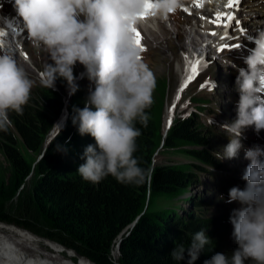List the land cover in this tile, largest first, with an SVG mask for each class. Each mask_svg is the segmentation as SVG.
Returning <instances> with one entry per match:
<instances>
[{"label":"clouds","instance_id":"1","mask_svg":"<svg viewBox=\"0 0 264 264\" xmlns=\"http://www.w3.org/2000/svg\"><path fill=\"white\" fill-rule=\"evenodd\" d=\"M184 2L154 0L148 14L164 17ZM14 7L32 45L49 53L52 63L45 66L44 86L53 88L57 78H63L69 94H75L79 81L73 69L77 63L85 68L81 78L86 75L95 84L84 107L74 108L72 117L79 134H90L95 140L84 150L81 159L85 163L78 167L79 175L94 184L108 175L120 183L142 184L149 173L134 158L141 135L135 123L147 126L145 110L153 104L156 87L133 31L145 11V0H14ZM248 40L254 47L243 58L246 68L225 62L238 70L235 84L239 100L236 119L219 126L229 138L217 154L220 160L238 157L243 129L253 125L257 132L264 129V28H257ZM17 51L11 42L0 49V130L4 131L10 124L9 111L21 113L33 88V81L18 62ZM53 127L59 135L60 125ZM244 158L249 161L241 177L246 185L244 189L232 187L226 201L240 205L229 218L237 248L231 256L217 252L204 264H245L247 260L264 264V148L252 146L245 150ZM209 243L202 229L192 236L188 247L177 245L171 257L184 261L187 256V264H194Z\"/></svg>","mask_w":264,"mask_h":264},{"label":"trees","instance_id":"2","mask_svg":"<svg viewBox=\"0 0 264 264\" xmlns=\"http://www.w3.org/2000/svg\"><path fill=\"white\" fill-rule=\"evenodd\" d=\"M67 85L63 78L55 81L57 91L36 84L23 111H9L10 124L6 131L0 130V152L10 166V178L0 188V197L6 201L23 189L25 179L31 173V166L21 155L17 141L20 140L24 149L31 154H38L45 148L55 119L63 113L61 92ZM87 96L85 91L80 90L73 99L71 111L83 108ZM145 111L148 115L147 126L139 121L135 123L141 135L136 140L134 158L149 173V178L142 184L120 183L111 175L95 184L84 181L77 169L85 163L81 157L86 146L95 144V140L90 134H79L78 126L72 123L74 114H71L59 135L46 146L44 156L35 167V183L23 202L18 204L26 218L11 217L1 201L0 222L57 242L93 264H187V256L184 261H175L171 252L179 244L188 247L192 236L202 229L210 243L194 264H204L205 260L220 252L212 222L192 212L201 211V200L193 204L194 198H187V201L191 200L188 204L194 207L191 215H186L187 209H184L185 213L180 211L176 201L170 203L163 216L159 213L142 214L148 199L159 195L174 197L183 194L191 188V183H198L196 171L204 172L203 165L214 164L207 149L211 141L208 131L200 127L195 121L196 114H192L190 118L180 117L174 121L163 148L164 151H180L194 160L196 163L190 164L191 170L188 171L189 166L182 167L171 160L165 164H155L152 168V159L160 140L159 128L154 104ZM172 211L186 215L185 225H181L180 215ZM138 216L140 218L135 226L123 236L119 257L113 261L114 241ZM41 222L44 230L36 226Z\"/></svg>","mask_w":264,"mask_h":264},{"label":"rangeland","instance_id":"3","mask_svg":"<svg viewBox=\"0 0 264 264\" xmlns=\"http://www.w3.org/2000/svg\"><path fill=\"white\" fill-rule=\"evenodd\" d=\"M190 1L191 0H186L184 3L186 4V3H189ZM252 3L254 2H248L245 6H248V4L250 5ZM185 9L186 8L184 7V4H183L182 7L174 10V13L173 12L169 13L170 15L173 14L172 19H170L167 15H166L167 18L165 16L164 18L162 17V20H164L163 21L164 26L166 27V33L168 34L167 36H168L169 43L163 42L161 45V43H155V42L149 43L148 40H146L145 46H144V42L143 40H141V45L143 47L147 46L151 50L143 61L152 70L155 80H156V87L153 92V104H154L155 120L157 123V127L159 128L158 136L160 138H161V133L163 134L164 128L167 127L170 121V117L172 115L174 119L172 120L171 124L177 118H180V117L190 118L193 112L196 111L198 107L204 108V110L201 111L202 115H204L205 117H208L211 120H215L217 122H220L219 120H223L225 122L231 123L232 121L236 119V116H237L236 109H234L232 105L226 100V95H225L228 91L234 90L236 87L235 82L232 81L233 79L232 76L229 75V73H227L226 71H224L223 66H221L222 62H224L226 58L223 61L221 60L224 57H226L228 53L222 54L221 56L219 53L223 51L227 52L228 50L226 48L225 50L216 53L215 48H212L214 46H212L209 49L211 50V52H210V55L207 57V60H206L207 62L206 61L203 62L205 64H203L202 70L200 69L202 72L200 71V74L187 87L185 88L183 87V91H180L181 90L180 86L182 85L181 80H182V77L184 76V75L181 76L182 68L184 67L183 61H182V57L184 56V50L180 49L179 42L181 41L182 44L186 46L187 50L189 49L194 50L193 47H191L192 46L191 41H193L192 38L196 37L194 43L196 42L201 43L202 40H204L203 39L204 36L200 38V37H197L193 32L191 33L190 31L191 24H189V20L183 12L185 11ZM181 15L185 19H181L182 18ZM248 15L249 14L247 13L245 9L239 12L238 17L241 21L243 17H247ZM190 18L193 19V21H195L196 23L197 19L193 18V16H190ZM256 18H254V20L252 19V21H254L252 23L257 22L258 19ZM18 22L19 20L17 19L13 21L12 26H11V28L13 27L12 30L19 26ZM152 23L153 22H145V24H151V25L148 27H146L145 25H142V26L148 29L152 28V30L156 31L157 30L156 28H158L159 23L157 21L155 22L157 25L155 24L153 25ZM175 24H179V27L182 28V35L185 34V36L180 38L181 40H179V32H177L178 30L175 27ZM207 25L209 27L210 23H207ZM223 30L225 33L229 31L226 28H224ZM253 30H255V28ZM247 32H244V33H247ZM11 33L10 35H13V32ZM146 33L149 35L153 34L152 32L148 30H146ZM238 33H241V32H238ZM1 37L2 39H4V41L7 42V44L9 42H12L10 39V36L7 34H3ZM147 39H149V41H152V38L150 36H148ZM160 39H164V38H160ZM229 45H231V43ZM229 45H226V46H229ZM218 47H221V46H218ZM222 47H225V46L223 45ZM16 48L18 50L17 51L18 62L25 68L26 72L29 75V78L31 80H37L42 83L40 76L43 78L45 66L48 63H52V61L50 60L49 53L42 47L33 46L29 40V37L27 38L26 45L24 47L22 46V48H19V47H16ZM196 48L197 46L195 45V49ZM197 49L199 52L200 48H197ZM197 55L198 57H200L201 52H199ZM73 72H74V76L76 77V82L79 81V84H78L79 87H78V90L75 92V94H69L68 85L61 92L62 100L64 102V109H63V113L55 119V123H54V125H60V131L64 128L65 123H66L65 120H67L68 116L71 114H74V111H71V104L74 102L73 99L76 97L79 91L83 90L88 94L89 89H93V87L95 88V84L89 81L86 75L83 78H81V73L85 72V68L83 65L77 63L74 66ZM196 118L197 119H195V121L200 124L201 128H204V129L208 128V126H206L200 120L199 115H197ZM54 130H55L54 137H56L58 129L54 127ZM220 133L221 132L218 129H213V128H211L210 131L208 132L209 138L211 139V141L209 142L207 149L209 151L210 156L213 158V161H214L213 163L218 168H227L232 171L238 170L242 176L247 167L246 161H245L246 159L243 158L242 154L239 153L238 157L234 159L220 160L217 158V154L222 152L224 146H226L224 143H222L220 139ZM50 135L51 134H49L47 137H49ZM17 142H18V148H19L21 155L26 159L27 163L31 166V173L25 179L23 189L19 193L15 194L13 197H11V200H8V201H6L4 197H0V202L3 201V203L5 204V211L10 213L9 215L11 217L24 218L25 217L24 212L18 206V204L23 202L24 196H26L28 191L32 188L33 184L35 183V180H36L35 167L38 162L37 158L39 155H41L42 150L38 154H31L27 150L24 149L20 140H18ZM155 153H154L155 154L154 160H155L156 165L163 164V163L165 164L167 163V160H171L176 165L180 164L182 167L189 166L188 171H190L191 170L190 164L196 163L194 160L182 154V152L180 151L178 152L164 151V149H160L159 151L156 150ZM9 178H10L9 163L7 159L4 157V155L0 152V188L5 186ZM199 178L202 179V175H200ZM209 183L210 184L208 188L209 187L211 188L215 186L216 184L212 181L211 182L209 181ZM205 184L206 182H204L201 185V187H199L198 184L191 183L190 185L191 188L187 189L183 194L174 196V197H167L164 195L154 196L152 197V199L150 198L146 201L145 207L142 213H145V214L146 213H151V214L159 213L160 216H163V212L169 207L170 203L172 201H176L177 203H179L180 211H184L185 213L186 211L184 209H187L188 212L186 213V215L188 213L191 215V210H193V208L192 206L190 207L188 203H190L193 198L194 199L198 197H201L204 199L208 198L204 204L205 205L213 204L212 201L210 200L212 196L210 195V193L206 192ZM190 196H192L191 200L187 201V198ZM214 199H215V203H219V201L216 200V198ZM21 206L24 207V205H21ZM210 207L212 208L214 206L212 205ZM174 213L179 214L177 212H174ZM199 213L201 214L202 212H199ZM179 215L181 217V225H185V223L187 222L186 220H184L186 215H181V214ZM204 215L208 216V211H205ZM8 224L9 223H6V222H0V227L4 229V231L2 229L3 235L5 233L4 241L7 242V245H9L10 250L15 251V247H12L11 245L15 244V242H17V239H18L17 236H19V234H22L23 238L25 239L27 238L28 240L32 241L34 244L41 245L42 246L41 248L45 254L51 252V249H52L54 252H57V253L61 252L63 259L65 258L70 259L68 257H72L76 264H93V263H89L85 261L84 259H82L79 255L74 253V251L67 249V248L65 249L61 244L57 242L44 239L27 230H23L22 228H18L12 224L10 225ZM42 225L43 223L41 222L36 226L38 227V229L40 228L41 230L43 229ZM211 225H212V230L215 232L214 237L215 239H218L220 252L226 253L228 256H231L232 251L237 248V244L232 237L233 226L232 225H221L218 223H211ZM6 230L9 232H7ZM5 238H8V239H5ZM10 241H11V244H10ZM19 244H21V242H19ZM114 249L115 251H113ZM111 255H112L111 258L113 261H116L118 259L119 251L118 250L116 251V245H114ZM245 264H254V262L247 260L245 261Z\"/></svg>","mask_w":264,"mask_h":264},{"label":"bare ground","instance_id":"4","mask_svg":"<svg viewBox=\"0 0 264 264\" xmlns=\"http://www.w3.org/2000/svg\"><path fill=\"white\" fill-rule=\"evenodd\" d=\"M193 1L196 2V4H199V6L195 7L193 5ZM184 7L186 9L183 12L187 16V18L189 20V24H191V27H190L191 33L193 32L197 37H200V38L202 36H204V38H203L204 40H202L201 43H197V42L194 43L196 37L192 38L193 41H191V45H192L191 47H193L194 50H191L189 48H188L189 50H187L186 46L184 44H182L181 41L179 42L180 49L184 50V56L182 57L184 67L182 68V74H181V76L182 75H184V76L182 77V80H181L182 82H184V80L189 75L192 74L189 61H192V62H195L197 60L201 61V63L197 66V74L200 73V71H201L200 69L202 68L201 66L203 64H205L203 62H205L207 60V57L210 55L211 50H209V49L212 46H215V44H214L215 41L217 42L216 48H215L216 53L221 52V48H223V50H225V48L222 46L223 45L226 46V45L230 44V42L225 41L224 38L222 39V37H225V34H229L233 37H239L242 35L241 33L251 31L254 28L257 29L258 28L257 24L252 23L254 21L250 20V18L251 17H254V18L257 17L256 19H260L262 17V12L259 9L258 3L254 2L250 5L248 4V6H245L242 8V10L246 9V11L249 15L247 17H243L241 19L240 22H242V23H241L240 27H234L233 23L229 24L228 27H224L223 25L225 22H223V20L219 24H217L215 22L216 18L215 19L209 18L207 20L208 0H191L189 3H186V4L184 3ZM217 13L222 14L221 12H217ZM167 16L170 19L173 18L172 17L173 15H167ZM190 16H193V18L197 19L196 23H195V21H193V19L190 18ZM181 17H182L181 19H185L182 15H181ZM15 19L19 20V22H18L19 26L12 30L13 27L11 28V26H12V23ZM173 20H175V19H173ZM156 21L159 23V26H158V28H156L157 29L156 31L152 30V28L151 29L144 28V30H143L144 33H146V30L153 33L151 35L146 33L148 36H150L152 38V41L148 40V42L149 43H152V42L161 43V45L163 42L169 43L168 36H167L168 34L166 33V27L164 26L163 21L156 19L155 21H153L152 24L157 25L155 23ZM149 22H151V21H149ZM207 23H210L209 27H208ZM141 24H142V22H141ZM142 25H145L147 27V24H142ZM175 27L178 30L177 32H179V40H181L180 38L185 36V34L182 35V28L179 27V24H175ZM224 28L228 29L229 31L227 33H225L223 30ZM200 29H201V31H200ZM11 32H13V35H10ZM238 32H241V33H238ZM0 33L9 35L10 39L12 41L11 43L14 44L15 47L22 48V46L24 47L26 45V40L28 38V32L24 28L23 20L18 16V14L15 10L14 0H0ZM188 33H190V32H188ZM212 33H216V35H212ZM203 34H205V35H203ZM160 38H164V39H160ZM0 41L3 42L4 47L7 45V42L4 41V39L1 38ZM195 45L197 46V48H200V51H199V52H201L200 57H198V55H197L199 52H198L197 48L195 49ZM218 46H221V47H218ZM226 53L227 52L223 51L219 54L221 56L222 54H226ZM219 65H220V63H219ZM173 119L174 118L172 115L170 117V121L172 122ZM170 124L168 123L167 126H169ZM245 161H246V165H248L249 161L248 160H245ZM153 162L155 163L154 159H153ZM237 174L241 175L238 170H237ZM2 229L3 228L0 227V264H76L72 257L67 256L70 259H66V258L63 259L61 252L57 253V252H54L52 249H51V252L45 254L41 248L42 247L41 245L34 244L32 241L28 240L27 238L26 239L23 238L22 234H19V236H17V238H18L17 242H15V244L11 245L12 247H15V251L10 250V247H9V245H7V242L4 241L5 233L3 235ZM3 231H4V229H3ZM7 232H9V231H7ZM5 239H8V238H5ZM19 242H21V244H19ZM10 244H11V241H10ZM114 245H116V243ZM53 249H55V248H53ZM116 251H117V249H116Z\"/></svg>","mask_w":264,"mask_h":264},{"label":"snow or ice","instance_id":"5","mask_svg":"<svg viewBox=\"0 0 264 264\" xmlns=\"http://www.w3.org/2000/svg\"><path fill=\"white\" fill-rule=\"evenodd\" d=\"M153 6H154L153 5V0H145V11L141 14L140 18L141 19L145 18L147 16V14L151 11ZM232 6H233V2H232V0H229L228 7H232ZM233 19H234V17L231 14L222 15L220 13H217L215 22L217 24H219L222 20L226 21V23H224L223 26L224 27H228V25L232 23ZM236 23L238 24L239 21H236ZM133 31L135 33L136 44L141 49V51H143L144 49L141 48V33L137 29H133ZM0 35H3V33H0ZM212 35H216V33H212ZM225 36H227V34H225ZM223 38L224 37H222V39ZM234 47L239 48V47H241V45L237 44V45H234ZM221 51H223V48H221ZM200 63H201L200 60H197L195 62L189 61V64L191 66V73L192 74L187 77V81L185 82L184 87L187 86V82L188 81H191L195 77V75L197 74V66ZM180 91H183V88H181ZM170 123H171V121H169V124Z\"/></svg>","mask_w":264,"mask_h":264},{"label":"water","instance_id":"6","mask_svg":"<svg viewBox=\"0 0 264 264\" xmlns=\"http://www.w3.org/2000/svg\"><path fill=\"white\" fill-rule=\"evenodd\" d=\"M184 85H185V82H182V85L180 86V89L181 88H183L184 87ZM52 89H54V88H52ZM174 123V122H173ZM173 123L172 124H170L169 126H167V127H165L164 128V131H163V134L161 133V138H160V140H159V143H158V148H157V151H159L160 149H163L164 148V143H165V138H166V136H167V133L169 132V130H170V128L172 127V125H173ZM49 134H51L49 137H47V139H46V141H45V145H44V147L45 148H43L42 149V151H41V155H39L38 156V158H37V160H38V162L42 159V157L44 156V154H45V151H46V146L49 144V142L51 141V138L52 137H54V128L50 131V133ZM48 134V135H49ZM53 139V138H52ZM156 154V153H155ZM154 154V155H155ZM154 157V156H153ZM154 165H155V163L153 162V159H152V168L154 167ZM143 214V213H142ZM140 217L138 216L136 219H135V221L131 224V225H129L121 234H119V236L117 237V239H116V241H114L115 243H116V249L119 251V246H120V243H121V241H122V238H123V236L124 235H127L129 232H130V230L135 226V224H136V222H137V220L139 219Z\"/></svg>","mask_w":264,"mask_h":264}]
</instances>
